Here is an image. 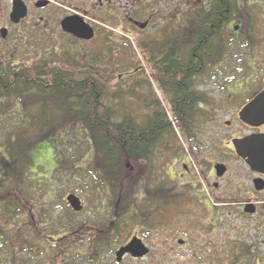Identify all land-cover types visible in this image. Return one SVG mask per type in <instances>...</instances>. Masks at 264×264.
Segmentation results:
<instances>
[{
  "label": "trees",
  "instance_id": "obj_1",
  "mask_svg": "<svg viewBox=\"0 0 264 264\" xmlns=\"http://www.w3.org/2000/svg\"><path fill=\"white\" fill-rule=\"evenodd\" d=\"M253 1L202 0L197 22L187 17L196 30L184 32L182 62L170 73L162 71L163 76H183L173 86L178 94L171 115L185 137L195 136L204 115L200 101H207L210 83L202 76L216 79L229 66L233 73L232 63L243 60L241 48L256 46ZM229 21L240 24L239 31H227ZM85 57L0 65V262L6 250L20 261L38 256L42 264H69L73 257L96 264L101 252L125 239L130 221L146 235L157 228L151 221L165 196L154 152L160 141L174 136L173 123L157 98V103L144 100L141 121L128 110L120 113L111 103L123 92L111 90L117 69L96 55ZM185 76H199L195 93ZM225 78L236 82L234 76ZM48 138L57 167L51 175L27 171V148ZM68 193L84 196L86 216L71 209ZM79 239L87 240L89 251L86 242L80 248ZM247 251L251 255L250 247Z\"/></svg>",
  "mask_w": 264,
  "mask_h": 264
},
{
  "label": "flooded vegetation",
  "instance_id": "obj_2",
  "mask_svg": "<svg viewBox=\"0 0 264 264\" xmlns=\"http://www.w3.org/2000/svg\"><path fill=\"white\" fill-rule=\"evenodd\" d=\"M201 1L0 0V65H35L43 60L53 61L55 58L60 59L61 53L68 51L71 42L81 46L94 43L100 63L117 68L118 65H124V77L145 83L144 86L149 92L145 95L148 98H155V103L157 98L169 116L176 111L177 106L173 102L177 100L178 92L173 86L181 82L183 76H163L162 71L170 73L172 66L181 64L184 32L196 30L195 26L188 24L187 17L191 14L194 23L197 22V8ZM82 24H88L93 28V38L84 39L71 31L72 28L77 29ZM230 25L229 21L227 31ZM235 27L236 25L233 26V30ZM239 28L235 31H239ZM2 30L5 33H2ZM255 43L258 49L255 58L257 76L244 77L242 84L247 87V82L255 83L253 87L250 85L249 90L242 92L245 95L242 97V100L245 99L244 103L238 108H232L228 113L232 117L225 120L224 133L211 130L209 124H213V121L208 123L207 127L203 126V120L212 110L207 94V101H200L201 114H205L206 117L199 121L195 136L185 137L183 141L184 145L186 142L192 146L193 156L201 168L202 176L209 185L210 191H205L200 182L198 186H193V180L189 179L195 174L193 168L195 164L191 154L180 152V144L176 143L175 139L160 141L165 157L169 155V151L172 154L169 164H161L159 167V174L163 173L167 176L166 179L159 176V179L163 185L165 199L169 202L166 204L164 199L159 210L161 221L158 228L161 238L176 235L169 227L170 221L162 222L171 208L176 210L181 222L183 218L184 221L190 219L197 223L199 220L195 219L198 215L193 211L195 206L193 197H202L213 209L212 228L208 230L205 229L206 226L202 227L204 225L195 224L193 229L198 236L191 238H214L217 226L215 209H231L229 211L236 210L241 217L255 221V232L258 234L254 238H258L259 243L264 246V172L254 169L249 164V156L242 155L243 153L253 154L258 160L264 159L259 154L260 142H252L251 139L264 135V76L258 66L259 62L262 63L259 56L264 54V52L261 53L264 51V41L255 40ZM196 44L197 34L194 32L192 46ZM259 44H263L262 48H259ZM42 50L46 52V56L38 59L39 52ZM34 54L38 55L33 56ZM144 72H146L145 75ZM148 72L152 76H148ZM116 73L119 72L116 71ZM117 76L123 77L120 73ZM198 77L185 76L186 82H193L194 93L197 90ZM202 78L208 84L210 83L207 91L209 93L215 77L202 76ZM230 98L234 99L232 96ZM252 100L255 102L248 105ZM218 123H221L220 119ZM236 142L242 151L241 154L238 153ZM174 146L177 149H174ZM172 159L178 160L177 167L171 164ZM218 165H223L224 172L220 173ZM161 166H164V169H160ZM175 174L178 175L177 182L171 179ZM147 197L150 198L149 195ZM161 199L163 200V197ZM221 224L227 226L224 222ZM252 225L236 228L241 232ZM225 231V237L230 238V233ZM179 232L182 231L179 230ZM236 233L239 234V231ZM178 238L181 239V237ZM184 241L181 245L187 244L186 240ZM143 242L150 248V253L151 247L144 240ZM229 242L234 252L229 253L228 256L240 258L245 250L242 239L237 238ZM192 250H195L194 253L198 255L197 243L193 244ZM127 255L132 257L130 254ZM232 261L229 258L225 264H231Z\"/></svg>",
  "mask_w": 264,
  "mask_h": 264
},
{
  "label": "rangeland",
  "instance_id": "obj_3",
  "mask_svg": "<svg viewBox=\"0 0 264 264\" xmlns=\"http://www.w3.org/2000/svg\"><path fill=\"white\" fill-rule=\"evenodd\" d=\"M253 5L255 17L258 18V24L254 30L255 40L261 39V41H264V0H257V2L253 1ZM233 25L234 24L230 25V29ZM262 45L259 44V48H262ZM240 52L241 58L243 59L242 63H232L233 73H231L230 71V66L227 67L229 71L227 69L226 73H223L221 71L218 72L215 75L218 77L214 79L211 91L208 93L212 110L210 115H208L207 118L203 120V126L207 127V124L213 121V124H209L213 132H220L221 134L224 133L225 120L232 117V115L228 113L232 108H238L244 103L245 99L242 100V97H245V95L242 94V92L245 90H249L250 85L251 87H253L255 83L254 81L251 83L247 82V87H244L245 84L242 85L244 77L257 76L255 68L257 66L255 63V58L257 56V47L254 46L248 49L241 48ZM263 52L264 51H261V53ZM45 53L46 52L42 50L39 52V55L34 54L33 56L38 55V59H41V56H46ZM79 53H85V56H87L85 58L88 59L90 56L96 55V46L94 43L85 44L84 46H81L79 44L71 42L68 51L61 53V56H68L69 54L76 55ZM51 55L52 54H50V56ZM259 57L262 60V63L259 62L258 66L260 72H262L263 74L262 76H264V54L260 55ZM12 65L17 67L27 66L16 64ZM114 68L118 69L117 71L122 74L123 77L119 78L118 76L117 79V75L119 73L113 77V82L111 83V90H113L112 92L119 93V90L122 89L123 92L120 93L121 95L118 99L112 98L111 103H113L115 109H117L120 113L126 114L129 111V115L131 114L135 117L137 116V119L141 121L142 118H140L139 115H144L146 112H142L144 100L152 99V97L148 98V96L145 95V93H149L147 92V87L144 86L145 83L142 84L141 82V85H136L135 83L139 80L134 79L133 81L130 77H124V65H118V68ZM143 74L145 75L146 72H144ZM148 76H152V74L148 72ZM225 76H234V80H236V82H231L230 80L232 85H230L231 87H228V89L227 86L230 84V82H228L229 80L228 78H225ZM229 89H231V91H228ZM230 92L237 93L229 94ZM231 96L234 97V99H231ZM120 117L121 115L118 114V118ZM168 117L173 123L172 126L175 130L174 136H171L170 138L175 139L176 143L180 144V152L184 151V153L191 154V156L193 157V162L195 164L193 165V168L195 174L194 177L189 179L193 180V186H198L197 184L198 182H200L205 191H210L209 185L206 183L202 176L201 168L197 164L196 159L193 156L192 146H190L186 142L185 145L183 144L185 136L182 134L179 128L178 121L172 115H169ZM205 117L206 115L204 114L201 119ZM218 119L221 120L220 124L218 123ZM49 140V138L38 140L36 139L34 143L27 148L25 155V169L27 171L37 172L36 170H43L47 175H51L52 172L55 170V168L57 167V161L53 155V145L49 142ZM173 148L177 149V147L175 146ZM163 149L164 148L161 147V145H158L154 152V160H156L155 163H157L158 168L161 164H169V161L172 156L171 151H169V155L165 157V151ZM172 152H174L173 149ZM177 162L178 160H171V164H173L175 167L178 166ZM162 168L164 169V166H161L160 169ZM156 176H158V178L159 176L165 177V179L167 178V176H164L163 173H158ZM171 179H174L177 182L178 175H173ZM153 183L151 182L150 186L155 187V184ZM166 183L168 184V181ZM201 185H199V187H201ZM76 194L81 198L84 203V206H86L87 203H85L84 201V196H81L79 193ZM197 194L201 196L200 193ZM43 197L44 195H42V198ZM193 201L195 203L193 211L198 215L197 217H195V219H198L201 224L199 221H197V223H194L190 219L184 221L182 217L181 222L180 217L176 214V210L174 208H171L168 211V214L163 217L162 222L166 220H168V222L170 221L168 223L169 227L174 231L176 235H170L169 238H161L158 230L161 219L158 214H155L154 218L151 221L154 226H157V228H154L152 230V233L149 232L147 235L146 233H144V231L140 229L138 225H136L134 221H130V227L125 232V239L122 240L116 246L101 252L100 261L96 264H225L226 260H229V258L233 260L231 264H264V246L263 244L259 243L258 238H254L258 234L255 232V221L241 217L238 214V211L236 210L229 211L231 209H215V214L217 215V226L215 228V236L213 235L214 238H191L198 236L193 229V226H195V224L204 225L202 227L206 226L205 229L208 230L212 228L211 214L213 212L212 206L208 204V202L204 201V198L193 197ZM214 202H216V199H214ZM60 210V208L56 207L54 211V216L58 217L59 213L61 212ZM83 215L86 216V211H83ZM223 222L226 223L227 226H223L221 224ZM250 224L253 225L251 227L244 228V230H242L241 232L239 229L236 228L245 227L246 225ZM179 230L182 232H179ZM225 230L230 233V238L225 237ZM217 231L218 233L216 234ZM237 231H239V234L236 233ZM134 235H138L139 237L143 238V240L151 247V252L142 259H133L129 255H127L122 261L118 262L115 257L116 250H118L120 246L126 244L129 239H131V237ZM178 237H181L186 240L187 244L179 245L177 242L179 239ZM237 238H241L243 244L245 245V250L241 253L240 258H238L237 256H228L229 253L234 252V248H232V244L229 241H235L237 240ZM85 242L86 245L84 247V250L89 251V244L87 243V240L79 239L78 244L80 245V248H83L82 243ZM194 243H197V245L199 246V250H197L198 255L194 253L195 250H192ZM248 247H250L251 252V255L249 256L247 254ZM1 253L2 257L0 264H12V261L15 262V264H30L31 260H35L36 264H42L38 256H36L35 259L25 258L23 261H20V259L16 260L17 258H15L6 250L2 251ZM22 254L23 253H21L20 255ZM68 259L69 260H67V263L69 262V264H86L85 261L79 260V258L74 259L73 257H71ZM47 263L48 262H46V264Z\"/></svg>",
  "mask_w": 264,
  "mask_h": 264
},
{
  "label": "water",
  "instance_id": "obj_4",
  "mask_svg": "<svg viewBox=\"0 0 264 264\" xmlns=\"http://www.w3.org/2000/svg\"><path fill=\"white\" fill-rule=\"evenodd\" d=\"M69 26V25H68ZM238 29V26L235 27V30ZM71 31L76 34L78 37L84 38V39H91L94 36V31L93 28L88 25V24H82L79 26L77 29L72 28ZM2 33H5L2 30ZM255 102L252 100L248 105L251 103ZM252 142H260L258 147L260 148L259 154H261L264 157V135L260 137H253L251 138ZM236 148L238 150V153H242L240 150V147L238 143L236 142ZM243 156H249V164L256 170L264 172V159L263 160H258L254 157L253 154H246L243 153ZM218 169H220V173L224 172L223 165H218ZM222 168V169H221ZM66 201L67 203L71 206V208L75 212H80L83 210V202L81 198L74 193H70L66 196ZM251 211V210H250ZM178 242L180 244L184 243L183 239H179ZM150 251V248L143 242V240L137 236H134L126 245L121 246L117 251H116V260L118 262L122 261L123 257L129 253L132 257L135 258H141L147 255Z\"/></svg>",
  "mask_w": 264,
  "mask_h": 264
}]
</instances>
